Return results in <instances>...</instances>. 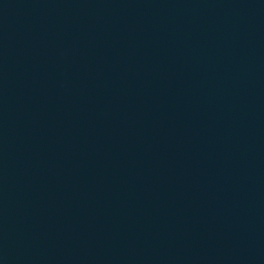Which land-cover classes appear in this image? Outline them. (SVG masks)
Here are the masks:
<instances>
[{
	"label": "water",
	"instance_id": "water-1",
	"mask_svg": "<svg viewBox=\"0 0 264 264\" xmlns=\"http://www.w3.org/2000/svg\"><path fill=\"white\" fill-rule=\"evenodd\" d=\"M0 264H264V0H0Z\"/></svg>",
	"mask_w": 264,
	"mask_h": 264
}]
</instances>
